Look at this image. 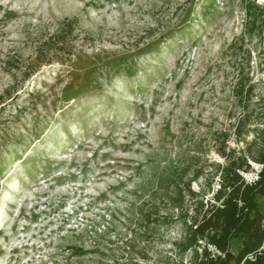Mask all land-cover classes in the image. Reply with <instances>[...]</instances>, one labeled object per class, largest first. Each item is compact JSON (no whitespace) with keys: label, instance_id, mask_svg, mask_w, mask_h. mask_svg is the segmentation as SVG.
<instances>
[{"label":"rangeland","instance_id":"rangeland-1","mask_svg":"<svg viewBox=\"0 0 264 264\" xmlns=\"http://www.w3.org/2000/svg\"><path fill=\"white\" fill-rule=\"evenodd\" d=\"M241 118L264 121V0H0V264L180 260L149 178L196 155L218 189Z\"/></svg>","mask_w":264,"mask_h":264},{"label":"trees","instance_id":"trees-1","mask_svg":"<svg viewBox=\"0 0 264 264\" xmlns=\"http://www.w3.org/2000/svg\"><path fill=\"white\" fill-rule=\"evenodd\" d=\"M251 92L252 87L246 88L242 83L235 87L240 103ZM260 122L255 130H246L244 118L236 124L234 136L237 144L245 147L243 150L231 148L229 133L214 136V152L224 163H217L216 174L211 178L207 176L211 182L218 179L219 188L207 191L211 199H206L207 192L201 194L192 190V184L206 176L198 166L196 155L189 157L178 171L170 169L160 176H150L149 181L155 188L153 197L177 212V219H165L178 224L180 231L176 249L182 258L171 264H243L245 258L261 246L264 238V121ZM251 132L254 136L247 141ZM252 163L263 168L258 180L249 184L242 173L251 172ZM153 214L141 213L143 222L149 224ZM186 254L189 255L187 262L183 260ZM244 264H264V257Z\"/></svg>","mask_w":264,"mask_h":264},{"label":"built area","instance_id":"built-area-1","mask_svg":"<svg viewBox=\"0 0 264 264\" xmlns=\"http://www.w3.org/2000/svg\"><path fill=\"white\" fill-rule=\"evenodd\" d=\"M259 168H260L259 169V172H260L261 169L263 168V166L259 165ZM257 180H258V175H257V178L255 179V181H257ZM255 181H253L251 183H254ZM247 183H249V182H247ZM251 183H249V184H251ZM259 257H264V238H263V242H262L261 246L259 247V249L255 253H253V254L249 255L247 258H245V260L243 261V264L246 261L255 262Z\"/></svg>","mask_w":264,"mask_h":264}]
</instances>
